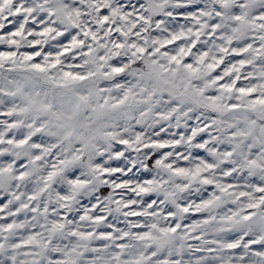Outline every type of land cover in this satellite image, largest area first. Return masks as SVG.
Returning a JSON list of instances; mask_svg holds the SVG:
<instances>
[{
  "label": "snow or ice",
  "instance_id": "obj_1",
  "mask_svg": "<svg viewBox=\"0 0 264 264\" xmlns=\"http://www.w3.org/2000/svg\"><path fill=\"white\" fill-rule=\"evenodd\" d=\"M0 264H264V0H0Z\"/></svg>",
  "mask_w": 264,
  "mask_h": 264
}]
</instances>
